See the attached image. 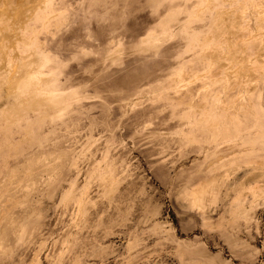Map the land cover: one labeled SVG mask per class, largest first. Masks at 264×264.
I'll list each match as a JSON object with an SVG mask.
<instances>
[{"label": "rangeland", "instance_id": "1", "mask_svg": "<svg viewBox=\"0 0 264 264\" xmlns=\"http://www.w3.org/2000/svg\"><path fill=\"white\" fill-rule=\"evenodd\" d=\"M0 264H264V0H0Z\"/></svg>", "mask_w": 264, "mask_h": 264}, {"label": "crops", "instance_id": "2", "mask_svg": "<svg viewBox=\"0 0 264 264\" xmlns=\"http://www.w3.org/2000/svg\"><path fill=\"white\" fill-rule=\"evenodd\" d=\"M201 191H202V189L194 190L193 191V199L196 197V199L198 200L199 194ZM197 200L194 199V201H197Z\"/></svg>", "mask_w": 264, "mask_h": 264}, {"label": "bare ground", "instance_id": "3", "mask_svg": "<svg viewBox=\"0 0 264 264\" xmlns=\"http://www.w3.org/2000/svg\"><path fill=\"white\" fill-rule=\"evenodd\" d=\"M11 67H12V66H11ZM14 68L16 69V66H15ZM12 72H14V70H12ZM11 80H12V78H11ZM13 81H14V80H13ZM13 81H12V82H13ZM14 83H15V82H14ZM194 199L197 200L196 197H195Z\"/></svg>", "mask_w": 264, "mask_h": 264}]
</instances>
